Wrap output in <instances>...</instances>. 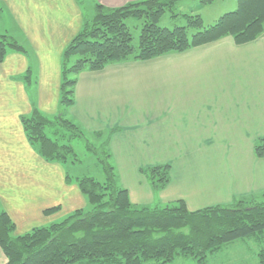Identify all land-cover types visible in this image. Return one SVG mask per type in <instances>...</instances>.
<instances>
[{
	"label": "crops",
	"instance_id": "0c3cea01",
	"mask_svg": "<svg viewBox=\"0 0 264 264\" xmlns=\"http://www.w3.org/2000/svg\"><path fill=\"white\" fill-rule=\"evenodd\" d=\"M137 1L0 0V15L8 13L16 37L34 55L33 64L24 51L10 49L0 63V207L18 233L48 226L85 203L76 184L67 182L64 164L46 161L29 143L21 118L34 107L58 114L63 51L94 5ZM192 11L207 24L223 15L215 18L213 7L199 3ZM162 20L170 28L180 21L171 15ZM31 63L34 96L27 87L32 80H13L31 71ZM66 117L110 152L116 180L134 204L182 200L195 211L264 195V157L254 151L264 139V35L243 44L225 36L183 52L83 71ZM161 164L170 165V182L156 190L141 170ZM7 262L0 246V264Z\"/></svg>",
	"mask_w": 264,
	"mask_h": 264
},
{
	"label": "trees",
	"instance_id": "16d2710c",
	"mask_svg": "<svg viewBox=\"0 0 264 264\" xmlns=\"http://www.w3.org/2000/svg\"><path fill=\"white\" fill-rule=\"evenodd\" d=\"M181 1L141 0L121 7L97 4L94 18L84 23L64 49L60 107L68 108L73 103L78 76L83 71L183 52L225 36L243 44L264 35V0H236V9L209 24L199 14L181 15L176 8ZM215 1L198 3L208 6ZM168 12L180 19L171 28L161 24ZM128 19L141 21L135 43ZM8 46L24 51L16 42L7 45L2 41L0 63L7 56ZM72 57L74 62L68 64ZM27 72L30 81L31 71ZM21 120L29 143L46 161L65 164L78 159L74 146L68 142L85 133L63 114L48 116L34 107ZM58 127L66 133H60ZM102 151L104 181L66 173L67 182L78 186L87 205L60 222L16 235L13 221L0 207V246L8 257L7 264H170L177 257L197 258L198 264H205L200 261L201 254H213L223 245L264 232V205L227 212L234 224L218 231L211 212L224 206L190 212L182 200L153 207L134 204L128 191L117 183L110 152ZM254 151L258 157H264V139L255 144ZM170 168L169 164H161L141 171L153 188L161 190L170 182ZM201 211L209 213L202 222L207 231L202 240L194 231L198 225L194 218ZM258 263L264 264V248L258 253Z\"/></svg>",
	"mask_w": 264,
	"mask_h": 264
},
{
	"label": "rangeland",
	"instance_id": "374dc122",
	"mask_svg": "<svg viewBox=\"0 0 264 264\" xmlns=\"http://www.w3.org/2000/svg\"><path fill=\"white\" fill-rule=\"evenodd\" d=\"M184 1V0H182ZM179 2L176 8L180 10L181 15L182 14H188V13H193L195 11H192L195 4L198 3V0H186V2ZM186 3V4H184ZM97 5V4H96ZM93 7V15L90 18H86V22H90L94 16H95V7ZM186 5V6H183ZM207 7H213L214 12L213 15L215 18H217V13L220 12V14H224L225 12H230L236 9L237 7V2L236 0H217L213 2V4L208 5ZM215 7V8H214ZM210 9V8H209ZM195 10V9H194ZM195 14V13H194ZM164 16L165 19L167 18V15H170L169 12L165 14ZM170 18H168V21ZM163 21V20H162ZM127 23L129 24L131 31L134 36L133 42L135 43L137 41L139 32H140V20H134V19H128ZM83 28V27H82ZM72 40V39H71ZM70 40V41H71ZM3 41V44H9L16 42L18 45H20L24 49V54L29 58V60L34 64V55L31 51V48L27 45V43L21 38L19 35L16 37L14 31L12 30L11 27V18L6 13V16L0 15V42ZM69 41V42H70ZM68 44V43H67ZM66 44V46H67ZM65 46V47H66ZM10 50V46H8ZM65 49V48H64ZM64 52V51H63ZM75 58H70V61L68 64H71V62H74ZM30 64V68L32 71L31 74V83L28 78L26 77L29 73H25L23 75H17L13 77L14 81L17 82H26L28 84V91H30L31 95L34 96L35 94V87L37 91V72L36 68L33 67V64ZM62 67V64H61ZM34 73V74H33ZM60 81H61V76H60ZM59 102H60V97H59ZM37 108V107H36ZM69 108V107H68ZM68 108H61L60 103H59V109L58 113L63 114L65 118L66 117V112ZM82 130V129H81ZM58 131L60 133H66L65 131H62V129H59ZM85 133V136L83 137H77L74 138L72 141L68 142L71 143L74 146V150L77 155V160L75 162L73 161H68V163H65L63 165V170L68 172L71 176L73 177H84V176H93L97 178L100 181H104L106 176L102 168V164L100 162V158L104 157L103 154H105L102 150H105L101 148V142H98V140L95 139L94 135L89 134L82 130ZM98 135V133H95ZM66 143V141H64ZM102 153V154H101ZM118 183V182H117ZM119 185V183H118ZM77 186V185H76ZM120 186V185H119ZM78 187V186H77ZM123 187V186H121ZM125 188V187H123ZM127 190V188H125ZM128 191V190H127ZM85 203L82 206H77L74 209H72V212L82 209L86 207L87 201L86 199L84 200ZM257 205H264V195L261 196H247V197H240L237 199H234L232 202L228 204H223L220 206H224V208H218L212 213V216H215V226H217V230L220 231L224 227H228L234 224V221H230L231 214H227V212H232L235 210H243V209H251L252 207H255ZM211 207V206H209ZM207 208V207H206ZM204 209V208H203ZM201 210V209H200ZM199 210V211H200ZM195 211H190V212H196ZM70 212L69 214H71ZM201 215L198 216V218H194V221L198 223L196 226V234L198 235V238L202 240V238L206 235L207 231L203 230L206 229L203 225V221L206 220L208 217L209 213L208 212H203L201 211ZM67 214V215H69ZM204 214V215H203ZM66 215V216H67ZM65 216V217H66ZM64 219V218H62ZM228 219V220H226ZM61 220H57L55 222H60ZM52 222L51 224L55 223ZM214 224V222H213ZM14 234L19 235L16 230L13 231ZM186 233L189 234L190 231L186 230ZM264 248V232L259 233L254 236H250L247 238H243L240 240H237L233 243L223 245L221 248L214 252H207L203 256L200 257V261L205 262V264H259L258 263V253L260 252L261 249ZM170 264H198V260L196 259H185L183 257H177L174 261H172Z\"/></svg>",
	"mask_w": 264,
	"mask_h": 264
}]
</instances>
